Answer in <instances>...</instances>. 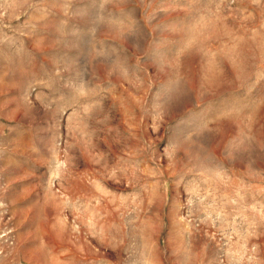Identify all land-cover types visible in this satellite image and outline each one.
Wrapping results in <instances>:
<instances>
[{
  "label": "rangeland",
  "instance_id": "rangeland-1",
  "mask_svg": "<svg viewBox=\"0 0 264 264\" xmlns=\"http://www.w3.org/2000/svg\"><path fill=\"white\" fill-rule=\"evenodd\" d=\"M0 264H264V0H0Z\"/></svg>",
  "mask_w": 264,
  "mask_h": 264
}]
</instances>
